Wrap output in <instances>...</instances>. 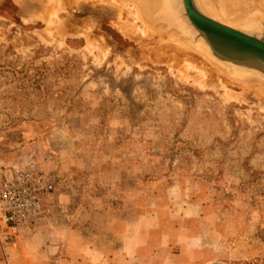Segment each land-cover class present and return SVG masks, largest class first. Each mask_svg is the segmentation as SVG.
Returning <instances> with one entry per match:
<instances>
[{"label": "rangeland", "instance_id": "1", "mask_svg": "<svg viewBox=\"0 0 264 264\" xmlns=\"http://www.w3.org/2000/svg\"><path fill=\"white\" fill-rule=\"evenodd\" d=\"M22 1L0 0V190L32 167L51 189L35 227L0 238V264L42 227L95 264H264V97L151 59L114 10ZM246 1L226 8L264 40Z\"/></svg>", "mask_w": 264, "mask_h": 264}, {"label": "bare ground", "instance_id": "2", "mask_svg": "<svg viewBox=\"0 0 264 264\" xmlns=\"http://www.w3.org/2000/svg\"><path fill=\"white\" fill-rule=\"evenodd\" d=\"M16 1L20 6L26 9L29 8V5H27L24 1ZM52 1H54V3ZM78 1H85L89 3L93 6V9L95 10L101 8L102 10H108V12L110 10L116 11L113 13L111 12L112 14L115 13V15L117 16V21L113 22L114 26L120 29L121 32L127 34L133 40L145 42L147 39H149L154 41L155 46L153 48L145 49V52H151V59H164L165 57L170 58L177 65H182L184 69H188L186 66H184L185 64L192 66L197 70L201 71L203 78L206 79V84H208L207 86H217L222 89V87H227L228 83H232L242 86L243 90L245 91L253 90L258 95H260L261 98L264 97V70L259 67L250 66V64L246 63L244 64L227 62V60L224 59V61H221L217 59V56V58L215 59V55L211 51L212 48L210 49L208 44L202 38L201 34V37L199 36V39L196 38L194 40L196 36V31H194V29L192 28V23L190 22L186 14L183 0ZM196 1L199 9L206 16L212 18L213 20H216L220 23H223L238 30L246 29L255 31V29H258V26L256 25L257 22L255 23L253 16L250 14V11H246L247 9L238 8V10H227V2H232V0ZM49 2L50 3L48 4H50L51 7L54 4V6L61 5L63 8L64 5H66L65 2L68 3V0H51ZM80 4L83 5L82 3ZM246 4H248L249 6H254V10H257V8L264 10V0H247ZM81 5L80 7H82ZM85 5H83L84 8ZM86 8H88L87 5ZM86 8L85 10H87ZM80 10L82 11L81 8ZM49 12L55 14L53 11ZM57 14L58 11L56 12V16ZM94 15L97 16L98 14ZM56 16L51 15L49 19L51 18L53 20L52 17ZM56 19L58 18L56 17ZM91 26L90 28H88V30L93 33V28L91 29ZM248 34L250 33L248 32ZM152 44L150 46H152ZM104 55L106 56V54ZM207 86L205 85V87ZM227 88L225 89L227 90Z\"/></svg>", "mask_w": 264, "mask_h": 264}, {"label": "built area", "instance_id": "3", "mask_svg": "<svg viewBox=\"0 0 264 264\" xmlns=\"http://www.w3.org/2000/svg\"><path fill=\"white\" fill-rule=\"evenodd\" d=\"M51 189L44 179L29 171H16L7 177L0 190L2 217L0 221L6 226L7 234H0L3 242L13 240L21 229L36 226L44 214L43 195Z\"/></svg>", "mask_w": 264, "mask_h": 264}, {"label": "water", "instance_id": "4", "mask_svg": "<svg viewBox=\"0 0 264 264\" xmlns=\"http://www.w3.org/2000/svg\"><path fill=\"white\" fill-rule=\"evenodd\" d=\"M192 25L220 59L246 63L264 70V40L227 26L203 14L194 0H183Z\"/></svg>", "mask_w": 264, "mask_h": 264}, {"label": "crops", "instance_id": "5", "mask_svg": "<svg viewBox=\"0 0 264 264\" xmlns=\"http://www.w3.org/2000/svg\"><path fill=\"white\" fill-rule=\"evenodd\" d=\"M51 233L42 227L20 253L12 252L7 257L8 264H95L90 246L84 244L76 248L64 241L50 239Z\"/></svg>", "mask_w": 264, "mask_h": 264}]
</instances>
